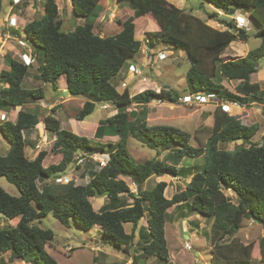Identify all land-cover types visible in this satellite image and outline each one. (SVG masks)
<instances>
[{"label": "trees", "instance_id": "obj_1", "mask_svg": "<svg viewBox=\"0 0 264 264\" xmlns=\"http://www.w3.org/2000/svg\"><path fill=\"white\" fill-rule=\"evenodd\" d=\"M101 1L71 0L74 13L85 19V24L71 33L61 29L56 0H43V16L23 28L26 40L44 53L45 60L39 68L42 81L60 91V81L64 78L70 96L87 99L76 112L75 120L85 121L99 103L119 109L115 115L99 122L95 137L90 139L62 129L54 115L57 106L53 107L43 123L56 137L52 152L61 156L58 163L45 166L47 151L39 152L33 160L26 156L24 133L33 130L41 120L38 113L24 107L28 99L42 101L45 93L42 88L24 86L30 67L13 56L4 58L7 68L0 71V80L7 87L0 91V109L4 105L22 109L15 122L0 125L1 133L10 144L7 155H0V178L5 177L20 192L19 197H13L0 188V215L11 221L18 220L15 226L0 230V253L11 252L14 258L27 264H59L46 250L54 241V232L36 224L52 214L64 226L70 227L74 222L85 232L101 226L103 236L130 255L135 247L137 227L149 213L147 225L139 231L137 246L142 253L134 258L133 264L153 257L169 262L165 233L168 210L175 205H186L190 211L212 220L211 264H254L253 245H243L237 239L223 242L237 235L244 219H253L264 226V143L251 142L259 126L242 124L218 105L209 136L204 144L195 147L189 132L169 125L151 126L147 122V105L152 101L179 103L178 92L149 89L131 96L128 86L118 92L113 80L140 52L142 43L136 38L137 21L151 15L158 31L146 33L149 47H155L153 36L159 35L163 44L186 53L190 63L186 74L189 94L214 95L221 102L237 103L241 107L260 104L264 91L251 78L258 72L256 61L264 56V0H205L228 16L248 9L255 26L254 34L238 29L233 20L226 18L220 21L226 30L220 31L167 0H117L126 2L133 15L118 20L121 31L108 37H101L94 30L101 15L98 11ZM3 2L0 0V16ZM12 33L19 37L18 30L12 29ZM252 36L261 41L260 47L243 58L223 59V53L232 43H247ZM234 80L241 81L234 91L224 87L223 81ZM132 105L141 108L128 112L126 109ZM104 136H117L119 141L101 142ZM130 138L156 151L158 156L166 153L165 157L136 162L128 149ZM238 141L243 144L234 152L219 148L221 143ZM94 155L107 156L106 165L100 167L97 162L99 168L88 172L91 175L88 184L69 181L39 187L42 181L59 179L69 166L77 165L80 170L77 157ZM203 156L205 163L201 171H191L183 164ZM163 176L190 179V182L171 199L165 196L166 182L156 183L150 190L143 188L151 178ZM124 179L131 180L137 193L131 191ZM223 187L237 194V205L228 200ZM123 196L133 199V203L126 204ZM99 197H106L107 203L96 211L91 199ZM127 223L132 225L131 233L125 230ZM259 245L261 262H264V236Z\"/></svg>", "mask_w": 264, "mask_h": 264}, {"label": "rangeland", "instance_id": "obj_2", "mask_svg": "<svg viewBox=\"0 0 264 264\" xmlns=\"http://www.w3.org/2000/svg\"><path fill=\"white\" fill-rule=\"evenodd\" d=\"M43 0H21L17 5H11L9 0H4L3 11L0 16V21L3 24L5 20L8 21L9 16L17 17L20 25H18L19 37L26 40L24 34V26L35 20L40 19L44 14V8L42 6ZM58 5V20L61 22V29L65 33L73 32L78 26L85 24L83 17L77 16L74 13V8L71 0H56ZM167 2L175 7L183 10L186 13H191L200 19L204 20L207 25L218 29L220 31L226 30V27L220 22L222 19L229 20L227 16H219L218 10L209 5L205 0H167ZM117 2V0H102L98 5V11L101 15L95 23L94 30L99 33L101 37L114 36L121 31V28L117 24L118 20H125L133 15V11L129 8L125 2ZM218 16H215V14ZM234 17L242 15L245 19L249 20L250 27L252 28L251 34L255 33V26L250 17L248 9L243 11H236L232 14ZM136 38L142 43V50L138 53L140 57H148L145 71L141 73L142 77L146 81L134 80L139 76H135L133 73L128 72L131 64L135 62L129 61L119 76L113 80V84L119 87H124V82H127L130 89L131 96L141 93L145 90H155L159 92L162 88L172 89L180 94V97L188 95L186 85V74L190 68L189 60L184 51H176L172 46L165 45L161 41L159 35L153 36L154 41L158 43L157 52L154 51L155 57L151 60V53L147 50L149 39L146 38L148 31L155 33L158 31V27L151 15H147L144 19L137 21ZM12 29H10L11 31ZM12 33V32H11ZM8 40V39H7ZM0 46L4 49L0 54V71L7 68L4 64V58L6 55L13 56L17 60L21 61L20 54L22 52L29 53L34 56L35 63L28 70V77L25 80L24 86L29 89L42 88L45 93V97L42 101L28 99L24 109H28L32 112L38 113L41 123L37 125L33 130L25 132L24 136L27 138L26 142V156L29 159H35L39 152L47 151L48 156L45 159V166H49L58 163L61 160L60 155H56L52 152V146L54 142V135L49 133L45 125L43 124L44 118L51 113L49 106L51 104L57 105L56 118L61 120L62 129H66L72 132L70 126L75 131L84 132L85 137L93 138V123L98 124L101 119H106L119 112L114 106H107L103 108L102 103L96 105V109L92 115H90L85 124H81L76 121L74 116L80 109L81 102H86L85 97H70V95L62 92L66 88V81L61 79L60 89L61 92H56L53 89L51 83L43 82L40 78L39 68L44 63L45 57L42 50L35 47L32 43L27 41V48H23L18 44V40L5 41L0 38ZM261 41L255 37H251L247 43L234 42L223 53V59L243 58L247 56V53L253 49L260 47ZM16 49H15V48ZM28 50H30L28 52ZM233 51V52H231ZM159 52V53H158ZM166 54L165 59H159V54ZM232 53L233 57L229 54ZM258 72L253 75L252 82L258 83L262 91H264V56L260 60L256 61ZM123 82V83H122ZM5 85L4 80H0V91ZM223 85L226 89L234 91L238 85V81H223ZM118 91H123V88H117ZM121 93V92H120ZM62 98V99H61ZM71 99V100H70ZM254 101V100H252ZM260 101V100H256ZM251 102V101H250ZM261 101V103H263ZM256 104L246 108H238L232 106L230 113L239 119H244L245 125H258L259 131L252 138L253 144L264 143V105L255 102ZM217 102L208 104H184L182 101L176 104L163 103L159 101H152L147 107L149 115L147 122L149 125H169L189 132L192 135L191 144L195 147H199L206 141L209 136V127L211 128L214 123V112L217 107ZM140 109V107H136ZM128 112L135 110V106L132 105L126 109ZM223 110V109H222ZM0 111H7L11 119L14 120L15 109L4 105ZM228 113L226 110H223ZM70 118V119H69ZM90 123V124H89ZM70 125V126H69ZM79 134V133H78ZM118 137L104 138L103 142H116ZM243 144L242 141L235 143H221L219 148L234 152L239 146ZM39 146V147H38ZM249 146V145H246ZM128 149L138 163H142L149 159L160 158L163 159L166 153L158 156L157 152L149 149L145 145L141 144L137 140L130 138ZM10 150V144L0 131V155L6 156ZM99 158L106 159L107 156L97 155ZM106 157V158H105ZM205 163V156L199 159H188L183 162L184 166H187L191 171H201ZM80 170H77V165L74 167H68V172L60 176L59 179L45 180L39 183V187L42 185H58V183L67 184L68 181H75L79 185H86L90 178V174H86L87 177L82 178L83 171L91 172L99 168V164L93 161L88 156H85L84 163L78 164ZM61 179V180H60ZM164 182L167 183L165 190V196L171 199L176 193L185 190L189 180H183L181 178H164ZM127 183L132 189H135V185L131 180H127ZM157 183L155 178L150 179L144 186V189L150 190ZM0 188L13 197H19L20 192L13 184L9 183L5 177L0 178ZM225 196L233 204H238V196L232 190H226L222 188ZM91 199L95 210L99 209V206L103 203L102 199ZM149 216V213H147ZM17 220L11 221L4 216L0 215V230L9 228L16 225ZM38 227L42 229L52 230L55 234L54 241L47 246V252L54 257L59 264H127L129 261L133 263L134 258L140 255L142 251L140 246H135L130 255L125 254L119 247H117L112 240L105 238L102 233L96 234V232L83 231L77 224L72 222L70 227L64 226L60 221L55 219L52 214L43 218L40 222H36ZM211 225L212 220L197 213L190 211L186 205L177 206L176 209H169V216L166 221L165 233L168 244L169 253L171 256L170 262L162 260H139L138 264H211L212 258V240H211ZM130 224H126V230L130 232ZM95 231V230H94ZM264 236V226L253 219H244L240 231L233 238H226L223 243H229L233 239H237L243 245H253L252 258L254 264H264L261 262L260 241ZM103 237V239H102ZM99 246L100 250L95 248ZM1 255V253H0ZM105 255H108L106 257ZM0 264H4L6 259L10 264H24L21 260H13L10 255L0 256ZM11 257V258H10ZM152 261V262H151ZM155 261V262H154Z\"/></svg>", "mask_w": 264, "mask_h": 264}, {"label": "built area", "instance_id": "obj_3", "mask_svg": "<svg viewBox=\"0 0 264 264\" xmlns=\"http://www.w3.org/2000/svg\"><path fill=\"white\" fill-rule=\"evenodd\" d=\"M9 1L13 2V4H11L12 7H13V5H17L18 3H20L21 0H9ZM217 12H218L220 17L221 16H227L231 20H233L234 23L236 24V27L238 29H244L247 32H251L252 31V28L250 27L249 20L245 19L244 16L238 15V16L234 17L233 15L228 16L223 11H219L218 10ZM5 23L6 24H3L0 21V38L2 39V41L3 40H5V41L18 40V44L21 47H23V48L29 47V45L27 46V41L21 39V37L15 36L13 33H11L12 30L10 31V29L18 30L17 29L18 25H20V22H19L18 18L17 17H13L12 15H10L8 21L5 20ZM3 49H4V47L2 48L0 46V54H1V50H3ZM19 58L21 59V61L19 59H18V61H20L21 63H23L24 65H26L28 67H32L34 62H35L34 56L29 54V53H26V52H22L20 54ZM165 58H166L165 54H159V59L163 60ZM128 72H131L135 76H139V77L143 78L142 75H141L142 72L140 71L139 67H137L136 65H130ZM142 80L146 81L145 78H143ZM126 86L127 85L124 84V87H126ZM180 101H182V103H184V104H189V105L193 104L195 102L200 103V104H208V103H214L216 101L217 104L220 105L223 110H226L229 115H231L230 113L232 112V110H231L232 106H236L238 108H241V106L238 105L237 103H230V102H224V101L221 102L214 95H209V94H204V93L188 94V95L184 96L183 98H181ZM105 108H107V107H105ZM237 119L240 120L242 124H244L243 123L244 119H239V118H237ZM5 122H13V119H11V117L9 116V114L6 111H0V125L2 123H5ZM90 157L93 160H95L96 162H98L100 164V167H104L106 165V161L104 159H102V158H99L97 155L90 156ZM84 159L85 158L83 156L77 157V164L84 163Z\"/></svg>", "mask_w": 264, "mask_h": 264}, {"label": "crops", "instance_id": "obj_4", "mask_svg": "<svg viewBox=\"0 0 264 264\" xmlns=\"http://www.w3.org/2000/svg\"><path fill=\"white\" fill-rule=\"evenodd\" d=\"M123 3H125V2H122V4ZM121 3H120V5H122ZM130 8V7H129ZM159 45H158V43H156V45H155V47L153 48V49H151L149 46H148V48H147V50L148 51H150V52H152L151 53V55H152V57H151V60H153V57H155V55H154V51H156L157 52V47H158ZM15 48V47H14ZM16 49V48H15ZM141 50H142V53H143V49L141 48ZM30 50H28V52H29ZM231 52H233V51H231ZM159 53V52H158ZM161 54V53H160ZM163 54V53H162ZM248 54V53H247ZM35 55V54H34ZM166 55V54H165ZM229 56L230 57H233V55H232V53H230L229 54ZM147 60H148V57H140V56H136L133 60H131V62H135L136 64H131V65H136L137 67H139V69H140V71L141 72H143V71H145V68H146V65H147ZM36 62V61H35ZM34 62V63H35ZM34 65V64H33ZM28 77V76H27ZM27 77H26V79H27ZM253 77V76H252ZM25 79V80H26ZM141 79V77H137V78H134V80H140ZM25 80H24V83L23 84H25ZM252 78H251V82H252ZM234 81H238V84L241 82L240 80H234ZM123 83V82H122ZM124 83H126V84H128L127 82H124ZM253 83V82H252ZM119 85L120 84H118L117 85V87L116 88H123V90H124V88L125 87H119ZM128 86V85H127ZM5 87H7V85L5 84L4 86H3V88H5ZM129 87V86H128ZM262 90V89H261ZM67 91V85H66V88L62 91V92H66ZM117 91H118V89H117ZM57 93L58 92H61V89H60V91H56ZM119 92V91H118ZM120 92H122V91H120ZM70 95V94H69ZM64 96H66V94L64 95ZM134 96V95H133ZM71 97V96H70ZM62 99V98H61ZM71 100V99H70ZM82 104L79 106V108H82V106H83V104L85 103V102H81ZM253 104H256V103H251V105H253ZM49 107V111H51V109L53 108V107H55V105L54 104H51V105H48ZM57 106V105H56ZM107 106H111L110 104H103V106H102V109L104 108L105 109V107H107ZM135 106V105H134ZM148 106V105H147ZM14 109H15V114H14V119L16 120L17 119V115H18V113H19V111L22 109L21 107H13ZM141 108V107H140ZM243 108V107H242ZM244 108H246V107H244ZM248 108V107H247ZM103 109V110H104ZM135 110H136V108H135ZM139 110V109H138ZM7 112V111H6ZM54 115H55V117H56V112L54 113ZM148 115H149V113H148ZM107 118H109V117H107ZM70 119V118H69ZM59 120V119H58ZM101 120H103V119H101ZM77 121V120H76ZM86 121V120H85ZM60 122H61V120H60ZM79 122H81V124H85L86 122H84V121H79ZM44 124V123H43ZM61 124H62V122H61ZM87 124V123H86ZM90 124V123H89ZM93 125V138L95 137V133H96V130H97V128H98V124H96V123H93L92 124ZM70 126V125H69ZM70 128H71V130H72V132H73V129H72V127L70 126ZM75 132H78V133H76L77 135H79V136H84L85 134H84V132H81V131H79V129H78V131H75ZM25 134V133H24ZM86 136V135H85ZM84 136V137H85ZM107 137H111V136H104V138H107ZM117 137V136H116ZM55 136H54V140H55ZM88 138V137H87ZM90 138V137H89ZM92 137L90 138V139H93ZM104 138L103 139H101V142H103V140H104ZM118 141H119V139H118ZM118 141H116V142H118ZM116 142H113V143H116ZM39 147V146H38ZM26 149V148H25ZM26 152V151H25ZM31 160H33V159H31ZM72 168V167H71ZM68 172V171H67ZM84 173H82L81 174V177L82 178H85V177H87L86 176V174L88 175L89 173L87 172V171H83ZM64 175V174H63ZM167 177H170V176H163V177H153V178H155L156 179V181H157V183H159V182H164V178H167ZM170 178H172V177H170ZM152 179V178H151ZM126 182H127V180L128 179H124ZM130 180V179H129ZM186 180H189V182H190V179H186ZM90 181V180H89ZM88 184V183H87ZM156 184V183H155ZM79 185V184H78ZM155 186V185H154ZM129 187H130V185H129ZM130 189H131V191L133 192V193H137V187L135 186V189H132L131 187H130ZM100 199H102L103 201V203L99 206V209L98 210H96V211H99L106 203H107V199H106V197H99ZM92 199H94V198H92ZM99 199V200H100ZM122 199L124 200V201H126V204H128V205H131L132 203H133V199H131V198H129L128 196H123L122 197ZM178 205H175V206H173L172 208L173 209H176V207H177ZM95 209V208H94ZM171 209V208H170ZM168 216H169V210H168ZM168 216H167V218H168ZM148 219H149V216H147V213L145 214V216H144V218H142V220L140 221V223H139V225H138V227H137V230H136V232H135V239H134V243H135V246L137 245V243H138V241L140 240V233H139V231H140V228L141 227H143V226H146L147 225V222H148ZM18 221V220H17ZM16 221V222H17ZM127 224H129V223H127ZM131 225V224H130ZM13 226H15V224L13 225ZM125 226V230H126V224L124 225ZM95 230V231H94ZM91 231H93V232H96V234H98L99 232L100 233H102L103 234V228L101 227V226H95L94 227V229H92ZM126 232H127V230H126ZM132 232V225H131V227H130V232L129 233H131ZM128 233V232H127ZM102 239H103V237H102ZM48 246V245H47ZM47 246H46V248H47ZM97 249V251H99L100 250V248H99V246H97V248H95V250ZM10 255L12 258H13V260H16V261H18V260H20V259H16V258H14L13 257V255H12V253L11 252H8V253H6V254H4V253H1V255L0 256H6V255ZM106 257H108V255H105ZM10 257V258H11ZM2 257H0V259H1ZM158 259L157 257H153V258H149V259H146V260H151V259H154V260H156V259ZM141 260H145L144 258L143 259H140V261ZM158 260H160V259H158ZM22 261V260H21ZM170 261H171V256H170ZM169 261V262H170ZM152 262V261H151ZM155 262V261H154ZM4 264H10V262H9V260H7L6 259V261H5V263ZM24 264H27V263H25L24 262ZM124 264V263H123ZM126 264V263H125ZM127 264H133V263H131L130 261L127 263Z\"/></svg>", "mask_w": 264, "mask_h": 264}, {"label": "water", "instance_id": "obj_5", "mask_svg": "<svg viewBox=\"0 0 264 264\" xmlns=\"http://www.w3.org/2000/svg\"><path fill=\"white\" fill-rule=\"evenodd\" d=\"M65 94H68L69 95L70 93L68 91H66Z\"/></svg>", "mask_w": 264, "mask_h": 264}, {"label": "clouds", "instance_id": "obj_6", "mask_svg": "<svg viewBox=\"0 0 264 264\" xmlns=\"http://www.w3.org/2000/svg\"><path fill=\"white\" fill-rule=\"evenodd\" d=\"M16 120L14 119L13 122H15Z\"/></svg>", "mask_w": 264, "mask_h": 264}]
</instances>
